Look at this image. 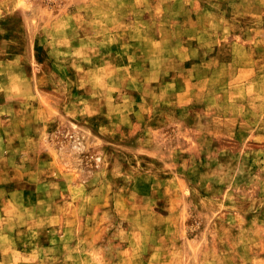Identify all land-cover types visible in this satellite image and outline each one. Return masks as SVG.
Returning a JSON list of instances; mask_svg holds the SVG:
<instances>
[{"label": "rangeland", "instance_id": "374dc122", "mask_svg": "<svg viewBox=\"0 0 264 264\" xmlns=\"http://www.w3.org/2000/svg\"><path fill=\"white\" fill-rule=\"evenodd\" d=\"M0 264H264V0H0Z\"/></svg>", "mask_w": 264, "mask_h": 264}]
</instances>
